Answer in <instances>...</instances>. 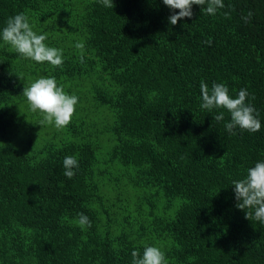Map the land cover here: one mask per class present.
I'll return each mask as SVG.
<instances>
[{
	"label": "trees",
	"instance_id": "trees-1",
	"mask_svg": "<svg viewBox=\"0 0 264 264\" xmlns=\"http://www.w3.org/2000/svg\"><path fill=\"white\" fill-rule=\"evenodd\" d=\"M223 2L172 25L163 0H0V31L23 13L64 60L0 39V264H132L145 246L168 264H264V225L245 219L232 184L264 161V0ZM40 77L78 97L61 130L38 124L22 93ZM202 81L232 98L246 89L261 129L229 135L227 110L200 107Z\"/></svg>",
	"mask_w": 264,
	"mask_h": 264
},
{
	"label": "clouds",
	"instance_id": "clouds-1",
	"mask_svg": "<svg viewBox=\"0 0 264 264\" xmlns=\"http://www.w3.org/2000/svg\"><path fill=\"white\" fill-rule=\"evenodd\" d=\"M98 2L107 8L114 7L113 0H98ZM163 3L172 12L168 18L172 25L182 18H191L193 5L201 6V9L209 15H215L218 10L225 8L223 0H163ZM224 14L229 15L228 12ZM252 15L253 13L249 11L242 19L249 22ZM0 39L10 46V51L18 53L22 58L31 59L37 63L47 62L54 68L63 66V50L46 45V34H37L33 31L28 17L23 13H18L8 19L6 26L0 31ZM204 43L210 45L211 40ZM74 47L80 51V62L84 63L85 44L77 41ZM200 90L202 109L209 112L214 109H225L230 114V120L224 124L229 135H235L237 128L250 133L261 129V121L257 118L256 109L251 103L246 102L249 97L246 89H240L237 96L232 98L225 84L213 82L209 89L208 84L202 81ZM22 93L29 110L38 113L41 117L38 124L53 125L57 130H61L71 122L78 97L67 94L64 86H58L54 77H40L29 86H24ZM213 118L217 122L223 121L224 112H219ZM63 166L64 176L72 179L75 175L74 169L78 168L79 164L74 156H66ZM232 184L234 185L235 206L245 211V219L255 220L264 225V161L256 162L253 167L247 169V174L243 179L234 180ZM75 223L81 229L91 227V221L83 213L79 214ZM131 256L132 264H168L165 253L157 246H145L142 255L137 250H133Z\"/></svg>",
	"mask_w": 264,
	"mask_h": 264
}]
</instances>
